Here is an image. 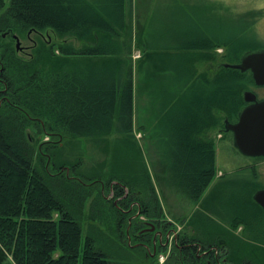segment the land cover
Wrapping results in <instances>:
<instances>
[{
	"label": "trees",
	"instance_id": "16d2710c",
	"mask_svg": "<svg viewBox=\"0 0 264 264\" xmlns=\"http://www.w3.org/2000/svg\"><path fill=\"white\" fill-rule=\"evenodd\" d=\"M200 2L172 0L134 27L126 0H0V264H158L164 246L146 226L169 231L170 222L148 168L137 164L134 67L140 98L175 117L162 122L174 136L152 139L166 146L168 186L191 202L216 174L209 132L235 122L244 90L255 89L250 71L199 73L198 63L218 47L232 63L259 48L245 39L260 13L239 22L220 16L226 22L216 29L193 10ZM32 32L39 36L27 57L14 36ZM134 47L142 52L135 65ZM100 59H111V67ZM114 132L121 135L108 174L84 172L81 157L65 159L77 138L100 143ZM251 220L233 223L252 229ZM203 236L183 230L163 264H256Z\"/></svg>",
	"mask_w": 264,
	"mask_h": 264
},
{
	"label": "rangeland",
	"instance_id": "374dc122",
	"mask_svg": "<svg viewBox=\"0 0 264 264\" xmlns=\"http://www.w3.org/2000/svg\"><path fill=\"white\" fill-rule=\"evenodd\" d=\"M9 2L10 0H6L7 5ZM216 7H220L223 13L214 12ZM206 9H208L207 12H205ZM193 10H197L203 23L216 29H219L226 20L232 19L239 22L242 19L239 15L250 11L259 12L260 16H257L253 31L246 36L245 42L251 44L252 47L254 45L264 48V0H201L199 5L193 4ZM130 13L134 15V9L128 10L129 16ZM220 16L229 19L222 21ZM130 22L132 23V20ZM219 23L220 25H218ZM37 36L39 34L34 32L26 38L18 36L21 48L16 49L24 56H32L37 44L35 43ZM40 36L43 37L42 39L48 40L47 34ZM69 40L78 44L77 40ZM16 44L15 39L14 46ZM225 51V47L213 50L207 59L198 63V72L216 73L224 67V64L232 63L224 57ZM141 56V50L134 47L133 61L136 62ZM253 88H255L253 91L257 96L264 99V86L254 85ZM133 114V127H135L133 133L142 150L141 158L137 163L138 167L145 165L148 168L166 214L165 219L170 222V229L163 239L162 234L154 237L157 244L164 246L158 259L160 254L164 253L171 245V252L166 260L168 259L178 240L179 233L185 230L188 235H196L202 239H204L203 235L212 234L214 241L231 245L232 255L235 258L244 255L251 261H255L256 264L257 262L264 264V214L257 211L253 202L254 193L259 189H264V159L241 154L234 145L231 132H226L223 128L211 130L209 137L213 140L216 150V174L202 198L197 202H191L186 195H180L181 193H176V190H172L168 186V179L164 174L168 167V161L162 156L166 146H163V142L157 138L152 139V137L163 136H145L142 132L137 131L138 121L135 119V111ZM223 115L225 116V113ZM161 133L164 132H148L147 135H161ZM120 135V133L114 132L100 140V143H96L90 138H77L64 149L65 159L73 160L76 157H81L84 172L97 174L102 169L108 174L114 159V143ZM113 196L114 192H111L108 197L112 198ZM236 217L252 219L250 223L252 229H247L245 223H233V219ZM141 219L146 220L144 216H141ZM147 227L149 226L147 225ZM103 228L105 229V227ZM158 230L154 231L155 234L160 232ZM174 232H176L175 237L172 235ZM238 260L236 259V261Z\"/></svg>",
	"mask_w": 264,
	"mask_h": 264
},
{
	"label": "water",
	"instance_id": "95a60500",
	"mask_svg": "<svg viewBox=\"0 0 264 264\" xmlns=\"http://www.w3.org/2000/svg\"><path fill=\"white\" fill-rule=\"evenodd\" d=\"M16 39V48H21L20 39ZM226 68L237 69L241 72L250 71L256 86H264V48L246 51L237 63H226ZM246 104L240 109L235 122L225 121L224 130L232 132L233 141L238 151L248 157H264V99L246 89L243 92ZM254 201L264 209V189L257 190L253 195ZM148 231L154 232L156 225L148 222ZM161 235L157 232L155 236ZM154 244L156 239L154 238Z\"/></svg>",
	"mask_w": 264,
	"mask_h": 264
},
{
	"label": "crops",
	"instance_id": "0c3cea01",
	"mask_svg": "<svg viewBox=\"0 0 264 264\" xmlns=\"http://www.w3.org/2000/svg\"><path fill=\"white\" fill-rule=\"evenodd\" d=\"M172 0H126V9L131 11L134 9L135 14L130 13V20H132V24L135 27L137 25V21H143L150 19V11L155 13L156 9L159 7H164L167 4H171ZM155 16V14H154ZM101 65L104 67L108 65L111 67L112 60L111 59H100ZM97 63V61L95 62ZM135 65V62H134ZM140 77L134 67L133 74V113L135 111V119L137 122V128L139 132H142L145 136H174L172 133L173 130L171 128L165 129L162 126V122L173 123L175 121V117L169 115L166 117V114L162 113L157 107L158 102L156 100H150L149 98L144 99L145 97L140 98ZM137 107V110H135ZM165 116V121L163 120ZM134 117V114H133ZM135 131V127H133V132ZM148 132H164L161 135H147Z\"/></svg>",
	"mask_w": 264,
	"mask_h": 264
},
{
	"label": "built area",
	"instance_id": "2783aa9c",
	"mask_svg": "<svg viewBox=\"0 0 264 264\" xmlns=\"http://www.w3.org/2000/svg\"><path fill=\"white\" fill-rule=\"evenodd\" d=\"M172 235H174V237H175L176 236V232L172 233ZM171 248H172V246L170 245V247H168L164 253L160 254L159 259H158L159 260V262H158L159 264H163L165 262L167 256L171 252Z\"/></svg>",
	"mask_w": 264,
	"mask_h": 264
},
{
	"label": "flooded vegetation",
	"instance_id": "af4514ba",
	"mask_svg": "<svg viewBox=\"0 0 264 264\" xmlns=\"http://www.w3.org/2000/svg\"><path fill=\"white\" fill-rule=\"evenodd\" d=\"M146 228H147V226H146ZM158 231H160L161 232V237H162V239L164 238V235L167 233V230L166 229H164V228H161V229H159Z\"/></svg>",
	"mask_w": 264,
	"mask_h": 264
}]
</instances>
